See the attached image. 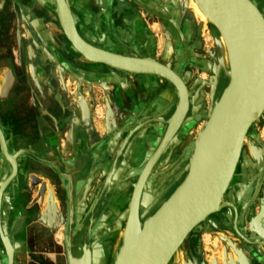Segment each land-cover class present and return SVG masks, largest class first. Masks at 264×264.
Masks as SVG:
<instances>
[{
  "label": "water",
  "instance_id": "1",
  "mask_svg": "<svg viewBox=\"0 0 264 264\" xmlns=\"http://www.w3.org/2000/svg\"><path fill=\"white\" fill-rule=\"evenodd\" d=\"M38 1L51 9L52 17H50L57 25V33H45L44 27L38 29L41 50H46L48 58L43 57L44 54L39 56L35 75L38 78L50 76L46 77L47 83L49 85L54 82L57 84L58 97L66 107L63 108V112L59 116L49 124H45L50 132V137L49 141L45 142L43 148L40 149L30 148L23 153L18 151L11 153L10 144L0 126V152L4 156L2 166L3 169L7 167L10 169L5 187L2 185L0 188V213L2 194L5 193L8 186L10 185L9 188H11V185H16L18 180L25 183L33 170L43 173L49 179L53 190L60 197L63 207L67 211L69 223L72 224L76 217L75 199L86 194L87 185L90 184V175L95 170L94 166L99 163L105 164L107 159L112 157V152L109 151L110 140L119 136L126 144L129 142L127 145L129 150L137 138L142 141L146 135L151 134L154 135V140L149 143L150 146L139 162V166L135 168L136 170L133 169V173L130 175L133 181L128 186L130 192L127 199L129 220L134 216H139L141 196L151 174L159 160L166 154L169 146L175 143L178 135L188 126L186 123L190 118L185 120L187 113L190 111L191 114H194V99L185 78L172 68L171 61L163 64L148 54L139 59L125 57L105 49H103L105 55L93 54L88 48V44L93 42L79 32L69 0ZM226 1L231 3V0ZM111 2L112 0L109 1V3ZM233 2L241 9L249 25L251 50L248 55L249 59L246 63L244 62L245 68L242 69H248L253 74L249 76L247 73L246 76H243L241 69L239 75L232 82L226 84L220 96L213 95L205 115V122L193 143L192 152L185 168V176L169 197L162 200L153 212L147 216L141 215L142 234L130 248L129 254L121 264H167L168 257L188 232L197 223L205 221L208 216L220 211L225 206L232 211L233 225L238 222V217L241 218V223L243 221L242 224L249 219L247 225L251 229L254 227L258 237L256 241L248 243L253 245L249 256L242 257V260L237 258L234 264H246L247 260L248 262L252 261V264H264V189L260 191L257 188L249 191L245 195L246 199L244 195L239 197L236 195V199L244 202L243 204L240 202L237 205L231 202L223 204L221 201L235 170L244 134L264 111V20L250 0H233ZM109 12L108 7L106 11L108 21ZM58 32L60 33L58 34ZM84 55L91 58L89 64L82 61ZM78 59H80L79 63H83L85 66L83 70L75 64L79 61ZM93 65H97L99 68H111L116 71V74H111L113 79L105 78L106 74L98 71ZM56 71L57 74H55ZM211 72V80H214L210 90L212 95L215 92L213 85L216 84L217 72L212 70ZM63 73L66 76H72L69 84L64 81ZM76 73L81 76L82 81L77 80L76 89L71 94L68 89L74 84ZM119 73L140 76L132 79L137 87H148L152 82V79H148V77H157L163 79L173 88V80L181 90V97L178 100L175 95L176 104L172 114L166 118L170 110L160 114L158 106L152 107V110L150 108L149 111L147 103L134 104L129 92H123L122 76ZM247 75L252 84L257 82L259 76L263 79L259 90L254 94L248 88V82L244 81ZM256 76L257 78H255ZM101 81L105 83L101 85ZM90 84L103 91L104 101L110 100L113 108L107 106L109 109L106 115L118 117L125 104L131 106L132 111L123 118H119V126L116 129L107 130L100 140L97 137L96 144L88 147L91 137L98 135V132L92 128L93 124H87L85 121V109L93 105ZM107 84L113 86L112 90L105 89ZM84 89L86 92L88 91L87 96L82 94ZM70 99L73 100L69 107L66 102ZM104 104L106 103L104 102ZM143 113H157V115L153 117L154 119L153 115L149 117V121L137 122ZM149 114H146L147 117ZM75 115L79 118L78 120H75ZM146 124L150 130L146 129L142 133L144 129L141 130V128ZM129 127H134V130ZM219 131H222L223 135L216 139ZM122 147L121 144L119 150ZM112 158L111 168L108 172L102 171L99 184L96 185L95 196L91 200L92 209L96 213L104 209L107 202L112 201V194L116 188L115 178L119 171L117 169L118 153L115 152ZM120 167L131 170L124 163ZM31 181V186H28L21 195L25 200L35 201L34 208L39 213L44 206L46 188L43 182L36 181L37 183H34L33 179ZM35 185L38 188L34 187ZM256 201L258 203L257 213L253 209ZM0 233L6 253L5 256H0V264H16L13 246L10 243L11 249L8 250L9 242L4 239L1 224ZM192 257L199 260L200 264H217L205 256ZM83 261L90 263V256H81L79 259L71 255L68 256L69 264Z\"/></svg>",
  "mask_w": 264,
  "mask_h": 264
},
{
  "label": "rangeland",
  "instance_id": "2",
  "mask_svg": "<svg viewBox=\"0 0 264 264\" xmlns=\"http://www.w3.org/2000/svg\"><path fill=\"white\" fill-rule=\"evenodd\" d=\"M96 1L97 0H69L79 32L103 49L125 57L139 59L148 54L151 58L163 64H167L170 62L168 58H172V68L185 78L190 94L194 99V114H191L189 111L185 118V120L190 118L186 123L188 126L178 135L175 143L169 146L166 154L159 160L142 193L139 214L147 216L155 210L162 200L169 197L175 187L183 179L184 171L188 163L189 152L198 136L200 128L205 122V115L213 97V93L212 95L210 93L212 84L214 83V80H211V66L214 62L212 56V35L207 29L202 30L198 22L199 25L193 27L187 36H183L179 39L175 34L176 29L180 28L178 26H180L182 22L187 21V19H192L194 21L192 13L189 11V6H185L182 0H112L111 3H109L110 0ZM108 7L110 10L109 21L106 19ZM166 25L172 26L174 33H171L170 30H167L169 34L166 33ZM59 33L60 32H58V34ZM207 36L209 37L207 38ZM182 38H184V40H182ZM165 54H169V57H165ZM78 60L79 61L75 62V64L83 70L85 66L83 63H79L80 59ZM94 66L98 71H102L106 74L105 78H112L111 74H116V71L111 68H99L97 65H93V67ZM120 75L122 76L121 84L124 89L123 92H129L133 98L134 104L147 103L149 111L150 108L152 110V107L158 106V112L160 114L170 110L166 118L172 114L176 104V97L173 88L163 79L148 77V79H152V82L149 84L150 86L137 87L134 85L135 83L132 82V79L136 76ZM62 76L67 84L71 82V75L66 76V74L63 73ZM217 78L216 84L213 85L214 91L217 89L222 90L223 86L227 83L221 70H218ZM77 80L82 81L78 73H76L74 84L68 89L69 93L72 94L76 89ZM223 80L225 81L223 82ZM91 81L95 82L96 80ZM100 83L102 85L105 82L101 81ZM10 86L11 84L9 87ZM89 87L91 96H93V105L86 107L85 121L87 124H93L92 128L98 132L97 136H92L90 139V143L94 145L97 143L98 138L100 140V137L103 136L107 130L111 131L116 129L119 126V118H123L129 114L132 108L125 104L120 111V117L106 115L107 110L113 108L110 100L104 101L103 91H101V89L99 90L95 85L90 84ZM105 87L106 90H112L113 86L107 84ZM87 92L84 89L82 94L87 96ZM71 100L73 99H70V101L67 100V102L65 101L69 107L71 106ZM164 101H166V104ZM104 102L106 104H104ZM107 106H109V108H107ZM146 114L149 113H143L137 122L148 120L152 115V118L157 115V113H154L149 114L147 117ZM74 118L75 120L79 119L76 115ZM43 126H45V124ZM144 127L141 128V130L144 129L142 133L145 132L146 129H149L148 124ZM256 127H259V129L256 130ZM129 128L133 129L134 127ZM152 137H154V135H152ZM246 141H248L249 144L245 142V145H243L244 148L241 158L236 168V176L243 175L240 177L241 179L239 178L236 180V184L234 183L236 186L233 184L231 187L232 193L234 192L232 194L234 198L231 203L236 205L244 203L237 200L236 195L238 197L244 195L246 199L247 196H245V194L249 191L257 188L260 189V191L264 189V111L261 117L251 125ZM140 142L141 141L136 140V143L131 146V150H128L127 145L129 142L126 144L119 136L110 140L109 151L112 152V157L115 152L118 153L117 169H119L118 172L120 174L118 173L115 182L124 175L122 169L120 170L121 164L124 163L127 164L131 170L124 168L129 175L127 177L125 176L126 179L123 181L127 180L128 186L132 183L133 180L130 175L133 173V169L139 166V162L143 159L148 149V146L145 149V145L140 149ZM121 144L123 147L119 150ZM184 148H186L185 151L187 156H185L184 162H181L180 172L177 173L178 177L174 178L175 172L169 171L166 178L168 181L160 183L161 181L157 180L155 182L156 177L160 173L171 169L170 167L173 164L180 161V156ZM136 153L138 154L136 155ZM112 157L111 159H107L105 164L99 163L94 166L95 170L93 174L90 175V184L89 186L87 185L86 194L75 199L76 217L72 224L68 221L67 211L65 207H63L60 197H58L53 190L51 182L43 173L32 170L25 183L18 180L17 184L15 183L16 185L12 184L11 188H9L10 185L8 186L1 199L0 220H3L2 222L0 221V224L4 239L9 242L8 250L11 249V245L13 246L16 264H69V253L72 254L73 249L80 252V247L82 245L83 237H80L82 229L78 228L79 225L85 226L86 228H93V226L98 223L100 228H103L112 224L120 215V219L126 215L128 200L116 208L112 206V202H114L113 197L117 191L116 189L112 195V201L107 202L104 209H101L97 213L92 209L91 200L95 196L96 185L99 184L100 181L99 177H101L102 171L108 172L111 168ZM3 158L4 156L0 152V188L2 185L5 187L10 172L7 166V168L3 169ZM131 165L134 166L132 167ZM31 179L34 180V183L43 182L46 188L44 193V206L39 213L35 211V201L32 199L31 201L25 200L21 195L28 186H31ZM36 185L34 187L38 188ZM243 189L246 191L243 192ZM49 191L52 195L48 193ZM129 193L128 189V194ZM146 193L149 195H146ZM16 199H18L19 202L14 205L13 202H15ZM228 202L229 200L226 199L222 201L223 204H227ZM253 209L255 213L258 212L257 201ZM116 210L119 212L118 215L114 214ZM149 210L152 211L149 213ZM231 213V209L225 206L220 211L208 216L206 221L199 224V227L207 225L208 228L205 229L202 236L199 238L197 246L193 249H189L190 256H183L181 260L175 261V264H200L199 260L192 257L200 255L205 256L209 260H214L217 264H234L237 258L242 260V257L249 256L253 245L248 244L249 242L242 237V234L246 237L250 236L252 239H258L256 231L254 227L251 229L247 225L249 219H247L248 221L245 220L247 222L242 224L243 221L241 223V218L238 217V222L236 225H233ZM118 230L119 228L114 230L110 228L105 229V231H109L111 238L116 237V232H118ZM237 231L242 234H238ZM225 236H227V238ZM228 236L237 239L239 243L231 240ZM188 238H186L185 244ZM185 252L184 250L183 254H185ZM237 253L240 255H236ZM5 255L6 253L3 248L0 233V256ZM73 257L76 258L78 256Z\"/></svg>",
  "mask_w": 264,
  "mask_h": 264
},
{
  "label": "crops",
  "instance_id": "3",
  "mask_svg": "<svg viewBox=\"0 0 264 264\" xmlns=\"http://www.w3.org/2000/svg\"><path fill=\"white\" fill-rule=\"evenodd\" d=\"M50 16L51 9L38 0H0V126L11 153L43 148L50 137L43 125L66 107L58 97L57 84L47 83L50 76L35 75L39 56L48 58L41 50L38 29L44 26L45 33H57ZM5 76L12 85L2 93Z\"/></svg>",
  "mask_w": 264,
  "mask_h": 264
},
{
  "label": "bare ground",
  "instance_id": "4",
  "mask_svg": "<svg viewBox=\"0 0 264 264\" xmlns=\"http://www.w3.org/2000/svg\"><path fill=\"white\" fill-rule=\"evenodd\" d=\"M250 1L258 9V11L260 12V14L264 20V0H250ZM92 2H94V1H92ZM96 2H98V0ZM182 3L185 6H189L188 8L190 9L189 11L192 13V17L194 18V21L192 19H190L192 21L191 22L189 19H187V21L182 22L180 24V26H178L180 28L176 29L175 34L180 39L183 36H187L189 34V31L192 30L193 27H195L199 24H200V28H202V30L207 29V31L212 35V40H213L212 56H213L214 62L212 63L211 70H213L215 72H218V70H221L225 76L226 81H227L226 84H229L239 75V73L241 72V69L245 68L244 65H245L246 61L249 59L248 55L250 54L249 51L251 50L250 49L251 41H250V30H249V25H248L247 19L245 18V16L241 12V9L238 8L237 6H235V3L233 2V0H231L232 4L228 3L226 0H182ZM51 22L55 23V21H53V20ZM198 22H199V24H198ZM165 30H166V33H168L169 30L171 31V33H174V31H173L174 29L172 26L165 27ZM172 36H173V34H172ZM208 37L209 36H207V38ZM182 40H184V38H182ZM88 48L95 55H105L103 48L101 46H98L95 43L88 44ZM166 56L169 57V54H165V57ZM168 59L172 62V58H168ZM82 61L89 64L91 62V58L84 55V56H82ZM242 72H243L242 73L243 76H246L245 74H247V73L249 76H252V74H253V73L251 74V72L248 69H242ZM258 74H259V72H258ZM248 75H247V77H245L246 79L244 81L248 82V88H250V91L254 94L259 90L261 84L263 83V79L261 76H259L257 82L252 84V81H250V77H248ZM7 78H8V80H7ZM255 78H257V76ZM5 80H7V81H4V83L1 86V88L3 90L2 93L4 92V90L9 89V85L11 84V82H9L11 79L8 76L6 77ZM224 81L225 80H223V82ZM172 83H173L172 86H173L174 94L177 95L178 100H179L181 97V90H180L179 86L176 83H174L173 80H172ZM226 84L223 86V88L226 86ZM222 90L217 89L214 92L215 94H213V95L215 97L218 95L220 96V94L222 93ZM161 95H162V93H161ZM171 96H172V94H171ZM164 103L166 104V101H164ZM250 128H251V126H249L247 128V131L244 134L241 150H240L239 156L237 158V164L239 162V159L241 158V154H242V151L244 148L243 145H245V142L249 144V142L246 140H247V135H248ZM221 132L222 131H219L217 133L216 139L219 137L221 138V136L223 135ZM136 140H139V139L137 138ZM152 140H154V137H152L151 134L146 135V137L143 138V140H142L143 142L142 141L140 142V149H142L141 147H143V145H145V149L147 146L149 147V143ZM135 143H136V141L131 146H133ZM129 150H131V147ZM191 152H192V150H190L189 156L191 155ZM257 152H258V150H257ZM137 154L138 153H136V155ZM150 156H151V153H150ZM147 158H149V157H147ZM237 164L235 166L234 172L231 175V180L227 184V187L225 189L226 191L223 193V195L221 197V201L226 199V200H229V202H231L234 198V195H232L234 192L232 193L231 187L236 182V180H238L243 175L242 174V175L236 176ZM121 169H122L124 175L121 179H119L115 182L116 183L115 186H117L115 189L117 191L113 197V199H114L113 200L114 202H112L113 208L114 207L116 208L120 204L125 203V201L127 202V196H128L127 194H128L129 187H128V183L126 182L127 180L126 181H123V180L126 179V177L128 176V173H127L126 169H124V168H121ZM118 173L119 172H117L116 177H117ZM177 173L178 172L176 171L174 178L178 177ZM185 174H186V172L184 171L183 177L185 176ZM115 180H116V178H115ZM234 186H236V185H234ZM245 191L246 190L243 189V192H245ZM106 219H108V218H106ZM120 221L121 222L119 223V226H118L119 230H118L117 235H116L117 238H116V241L114 240L115 244L113 243L114 244V251L112 252L113 258H112L111 264H121L124 261V259L126 258V256L130 252L129 251L130 248L137 241V239L141 236L142 231H143L142 219H141L140 214H139V216H134V218H131L129 220V215H128V211H127L126 215H124ZM263 222H264V220H263ZM201 223H202V221L197 223V225L195 227H193L188 232V234L183 238L181 243L177 246V248L168 257L169 260L168 259L167 260L169 262L167 261L168 262L167 264H175V261H179L183 258L184 247L186 246V244H185L186 238H188V236H190L191 232H193L194 229L196 227H198L199 224H201ZM111 245H112V243H111ZM196 246H197V241L193 237V238H191V241L189 242V247H190L189 249H193ZM106 252H107V250H106ZM89 254H91V252ZM236 255H240V254L237 253ZM74 264H90V263L87 261H83L81 263H74Z\"/></svg>",
  "mask_w": 264,
  "mask_h": 264
},
{
  "label": "flooded vegetation",
  "instance_id": "5",
  "mask_svg": "<svg viewBox=\"0 0 264 264\" xmlns=\"http://www.w3.org/2000/svg\"><path fill=\"white\" fill-rule=\"evenodd\" d=\"M3 95V94H2ZM259 129V127H256V130ZM256 133V132H255ZM186 148H184V150L182 151V155L180 156V161L173 164L170 168L166 170L165 172L160 173L156 179L155 182L157 180H160L161 183H165L166 181H168L167 176L169 171L170 172H180V166H181V162H184L185 156L186 154ZM186 154V155H185ZM129 175V174H128ZM128 183V182H127ZM237 182H235L236 184ZM234 184V185H235ZM145 189V188H144ZM143 189V191H144ZM115 191V190H114ZM113 191V193H114ZM113 195V194H112ZM146 195H149L148 193H146ZM3 196V194H2ZM19 202L18 199H16L14 203V205ZM11 205V204H10ZM19 206V204H18ZM16 206V207H18ZM9 208V206H8ZM152 210H149L148 212L150 213ZM127 213V211H126ZM115 215H118V211L116 210L114 212ZM121 216V215H120ZM120 216L115 220V222H113L112 224H109L106 227L100 228V225L98 223H96L93 228H86L85 226H78V228H81V236L83 237V241H82V245L80 247V252H77V250L75 251L74 249L72 250V254L69 253V255L71 256H78L76 257L77 259L81 258V256H90V264H111L112 258H113V251H114V244L116 241V238H111V234L109 233V231H105V229H111L114 230L116 228H118L119 223L121 222L120 220ZM3 220V219H2ZM2 220H0L2 222ZM99 225V226H98ZM99 228V229H98ZM208 226L207 225H203V226H198L197 228L194 229V233L191 232L190 236H188V241L186 243V247H185V254H183V256H190V250H189V242L191 241V238H195L196 241L198 242L199 238L202 236L203 232L205 231V229H207ZM91 230V231H90ZM238 234H240L241 232H238ZM117 234V232H116ZM242 234V233H241ZM227 238V236H225ZM242 237L247 241V242H253L256 241L257 239H252L250 236L246 237L242 234ZM111 238V239H110ZM228 238H231V240L238 242L237 239H234L230 236H228ZM115 240V241H114ZM112 243V245H111ZM114 243V244H113ZM107 244V245H106ZM107 250V252H106ZM91 252V254H89ZM107 253V254H106ZM89 254V255H88ZM68 255V256H69ZM95 257V258H94ZM109 257V258H108ZM75 258V257H74ZM97 260V261H96ZM249 262L252 264V261L249 260ZM247 260L246 264H250Z\"/></svg>",
  "mask_w": 264,
  "mask_h": 264
}]
</instances>
